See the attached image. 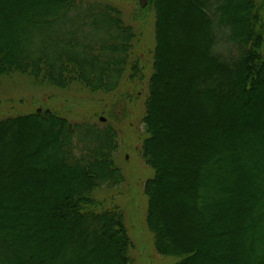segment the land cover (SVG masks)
I'll use <instances>...</instances> for the list:
<instances>
[{
	"label": "trees",
	"instance_id": "16d2710c",
	"mask_svg": "<svg viewBox=\"0 0 264 264\" xmlns=\"http://www.w3.org/2000/svg\"><path fill=\"white\" fill-rule=\"evenodd\" d=\"M178 1L200 22L207 65L192 75V95L184 102L188 122L179 135L173 130L174 114H161L173 123L166 133L158 132L154 118L155 105L166 94L161 75L163 0L138 6L139 13L152 11L154 16L152 72L142 117L145 136L140 142L142 161L151 171L142 189L144 226L155 255L172 259L170 264H264V175L245 161L243 167L254 173L260 187L245 209L240 185L233 183L229 191L222 178L239 162L234 148H226L231 138L246 130L264 131L260 120H239L237 108L258 89L261 103L251 107L252 117L264 113V0ZM6 11L15 18L8 13L0 25V80H30L50 99L70 93L103 97L96 100L111 107L103 112V121L96 113L90 120H77L70 111L40 109L0 120V177L6 171L1 169L4 160L7 176H29L14 184L26 190L29 201L39 191L35 200L42 215L34 221L23 217L20 224L0 222V264H134L124 211L113 200L99 198L125 183L117 154L118 126L127 116L119 117L120 102L111 98L137 75L134 25L110 0H0V17L6 18ZM141 82L140 77L134 85ZM172 90L181 96L186 87ZM215 130L229 136L224 151L233 155L211 157L219 141ZM259 134L256 146L264 145ZM171 144L175 152L168 161L161 160L156 149L173 150ZM176 145L184 150L182 155H176ZM7 184L1 190L9 193L15 186ZM247 186L254 188L250 180ZM171 191L177 192L180 211L163 200ZM239 220L242 227L236 225ZM32 222L34 231L28 234ZM224 222L230 230H221Z\"/></svg>",
	"mask_w": 264,
	"mask_h": 264
},
{
	"label": "rangeland",
	"instance_id": "374dc122",
	"mask_svg": "<svg viewBox=\"0 0 264 264\" xmlns=\"http://www.w3.org/2000/svg\"><path fill=\"white\" fill-rule=\"evenodd\" d=\"M110 1H113L120 6L123 11L124 20L129 21L134 25L137 39L132 60L137 63L138 68L135 71V73H137L135 79L130 81L127 80L128 85L122 87L119 90L120 93L113 96L114 99L111 98V100L117 99V101L120 102V104L116 106V111L119 117L127 116L126 119L123 118V121L120 120L122 123H119L118 126L119 149L117 154L119 165L126 176L125 183L121 185L118 190L107 194L105 192L102 193L99 198L113 200L117 205H120L124 211L126 225L135 247L133 253L134 264H170L173 262L172 259L160 258L155 255L152 250L150 236L147 234L144 226L145 200L142 189L145 180L150 178L151 171L142 161L140 142L145 136L142 117L144 113L143 104L147 92V80L152 72L154 16L152 11L139 13L138 0ZM161 5L162 20L165 28L164 41L161 48V75L163 76L162 80H164V82L166 81V94L163 99L161 96L156 103L154 118L159 121L157 124V127L159 126L158 132L166 133L167 128L169 129L174 123L173 130L176 131V135H179L182 132L183 124L188 122H186L188 119L184 121V114L188 113L187 110L184 109V102L188 101L192 95V90L189 89V86L194 82L192 75L194 72L199 71V69L204 70V67L207 65L204 63L201 54L200 42L202 35L201 28L199 27L200 22L197 20L194 13L182 5L178 0H171V2L163 0ZM8 13L11 14L6 11V18L0 17V25L8 18ZM132 13H134L135 17L133 21L130 19ZM135 13H137V15ZM11 15L10 18H15L13 14ZM1 31L2 30H0V32ZM140 77L142 82L137 86L134 85V82L135 84L138 83ZM181 79L182 81H180ZM179 87H186V91L183 94H180L181 96H177L175 91L172 90ZM46 93L47 91L39 90L32 82H30V80L27 79L12 77L10 79L0 80V120L13 117L17 114H23V112L30 113L37 109H40L41 111H70L69 113H72L73 118L77 120H90L95 113L99 114L101 118L103 117L102 119H104L106 115H103V112L105 113L111 107L110 102L103 103L102 101L98 102V100H96L97 98L103 97L85 98L81 97L82 94L70 93L68 97L50 99ZM258 95L257 89L248 100H244L242 104L237 107L239 112H241V118L239 117V120L242 121V116H244V118L249 120H260L264 124V113L256 115L255 118H253L254 111L251 109L255 104V107L259 108L258 104L260 105L261 99H258ZM25 106L26 110L24 109ZM223 107L228 108L226 105ZM231 110L232 109H229L230 113H232ZM162 113L164 116H167V114L169 115V113L174 114L175 117L173 118V123L168 124L166 118L164 117V119L161 116ZM162 122L163 124L165 123L164 126L161 125ZM259 133L263 135L262 137L264 139V131L256 134L248 130L240 132L238 135L236 134L231 138L232 144L227 146L224 140L226 141V138L229 136L220 130L213 131V134L218 137L219 141L215 144V151L211 154V157L214 156L215 158H218L233 155L232 152L224 151V147L227 146L226 148L228 150L234 148V155L239 159L238 166L231 168V171H229L231 173L227 172L226 174L225 170V173L222 174V178L225 181L224 187L227 188V190L230 189L229 191L234 189L233 183L237 184V186L240 185L241 189L238 192H240L243 197L240 198L242 201L241 207L244 209L246 207L248 208L249 200L257 193L258 189L260 190V187L258 188L256 185L257 183H255L256 176L254 173L243 167L246 165L245 161L249 159L256 166V170L259 174L264 175V145L259 146L258 144V146H256V144L253 143L256 139H260ZM263 139L261 138V141ZM170 146H172V144ZM172 148L174 149L172 150L169 147H165L164 149V147H160V149H156V152L161 160L168 161L170 159L171 151L175 150L174 145ZM176 148V155H179L180 152L182 155L184 150H178L179 147L177 145ZM186 148H189V146H186ZM186 150L188 149H185V151ZM217 153L218 155H215ZM20 155H24V152L16 157L20 158ZM7 163L8 161L4 160L1 166V169L6 171L5 175L2 178L0 177V222L5 223L7 221H14L15 223L16 221V223L19 224L25 223L23 222V217H28V220L30 219L34 221L36 218H39V215H41L39 208H37V200H35L36 195L39 196V191H34L35 195L33 199L29 201L27 194L24 193L25 189L18 188L16 184H14V181H18V179L23 182L26 181V179L28 180L29 176L19 173H12L11 176H7ZM176 164L177 167L182 166V163ZM237 175L241 177L238 182L236 180ZM249 180L252 181L254 188L252 186H247V184L249 185ZM8 182H11L15 186V188L11 189L9 193L1 190V187H4V185L6 187ZM169 183L173 184L172 181ZM31 188L38 189L37 187L33 188V185ZM45 189H48V187ZM227 194L229 197L232 196L231 193ZM170 195L165 198L163 197V200L166 204L173 202L174 206H176L175 209H178L177 202L179 198L177 192L171 191ZM162 209H164V206H162ZM194 220L197 224L201 223V220L198 217H195ZM33 223L34 222L30 223L29 227L27 226L28 234L34 231L33 227L31 228ZM241 223V220H239L236 223L237 227H242L243 224ZM20 226H22L21 232H23V225ZM35 228L36 230L38 229L37 225ZM221 230L228 231L230 230V226L224 222ZM47 233L48 230L45 229L43 234Z\"/></svg>",
	"mask_w": 264,
	"mask_h": 264
},
{
	"label": "water",
	"instance_id": "95a60500",
	"mask_svg": "<svg viewBox=\"0 0 264 264\" xmlns=\"http://www.w3.org/2000/svg\"><path fill=\"white\" fill-rule=\"evenodd\" d=\"M148 3V0H138V6L140 8H144ZM38 112H40V110H38ZM101 121H103V119H101Z\"/></svg>",
	"mask_w": 264,
	"mask_h": 264
},
{
	"label": "bare ground",
	"instance_id": "6f19581e",
	"mask_svg": "<svg viewBox=\"0 0 264 264\" xmlns=\"http://www.w3.org/2000/svg\"><path fill=\"white\" fill-rule=\"evenodd\" d=\"M179 209V208H178ZM178 211H180V210H178ZM177 212V211H176ZM178 215V214H177ZM176 216V215H175ZM174 217V216H173ZM174 218H179V216H177V217H174ZM182 219V218H181ZM181 219H179V220H181ZM178 220V219H177Z\"/></svg>",
	"mask_w": 264,
	"mask_h": 264
}]
</instances>
